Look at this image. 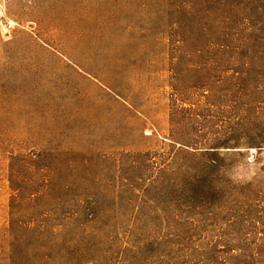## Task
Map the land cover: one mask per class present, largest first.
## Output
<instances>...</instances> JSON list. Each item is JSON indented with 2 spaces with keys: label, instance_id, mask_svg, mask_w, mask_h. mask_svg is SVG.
<instances>
[{
  "label": "rangeland",
  "instance_id": "374dc122",
  "mask_svg": "<svg viewBox=\"0 0 264 264\" xmlns=\"http://www.w3.org/2000/svg\"><path fill=\"white\" fill-rule=\"evenodd\" d=\"M0 264H264V0H0Z\"/></svg>",
  "mask_w": 264,
  "mask_h": 264
}]
</instances>
